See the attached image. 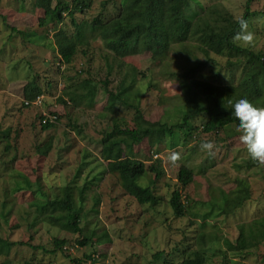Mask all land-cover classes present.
Listing matches in <instances>:
<instances>
[{
	"label": "rangeland",
	"instance_id": "374dc122",
	"mask_svg": "<svg viewBox=\"0 0 264 264\" xmlns=\"http://www.w3.org/2000/svg\"><path fill=\"white\" fill-rule=\"evenodd\" d=\"M103 1L92 0L90 11L85 15L76 14L75 18L90 20L101 10L99 4ZM246 1L190 0L184 14L191 19L208 9L220 8L237 19L243 15ZM107 2L104 15L110 17L114 9L111 1ZM33 3L34 0H0V131H10L8 151L4 150L5 141L0 139V204L4 203L5 212H9L5 217L0 215V239L11 244L7 254H0V264H74L73 259L80 260L81 264H94L85 258L90 254H98L101 259L98 264H164L163 260L178 264L184 255L191 257L198 249L196 237L200 233L212 236V241L207 237L208 243L204 246V264H264V243L242 253L228 249V243L233 244L238 237L240 225L248 226L264 218V163L256 161L255 165H246L251 158L239 140V132L230 128L228 136L224 133L218 136L200 134L184 147L176 148L177 151L161 148L156 155L149 151L146 143L134 146L133 157L145 165L160 160L164 171V177L155 187L162 200L154 208L140 207L124 192L116 175L106 170V163L100 158V140L111 127L104 111L106 96L98 93L93 109L78 108L66 98L64 105L59 103L61 85L57 80L60 75L56 72L57 65L52 64L54 53L48 48L51 36L35 44L22 41L9 29H37L36 22L42 11H33ZM248 11V30L254 34L250 48L264 53V0H252ZM66 22L67 29L72 30L69 21ZM84 46L88 50L86 59H78L74 69L81 67L80 64L86 66L87 58L93 55L89 75L97 83L104 78L102 56L105 51L99 50V42L92 40L84 41L81 47ZM177 49L173 47L162 63L153 62L148 53L120 59L122 66L120 69L114 66L109 89L114 90L124 73L130 79L129 68L134 67L139 75L132 89L142 94L139 106L143 118L149 122L161 120L166 108L171 111L168 115L179 114L180 109L173 111L181 95L172 74L184 72L190 64L180 55H174ZM215 59L224 69L226 57L216 56ZM113 60L108 54V62ZM213 69H204L200 77L226 85V72L220 70L221 79H216ZM142 73L145 78L140 77ZM234 74L237 78L240 70H235ZM34 76H38L37 81L44 90L42 98L36 103L37 108H22L23 89ZM159 100L163 104H159ZM116 111L115 117L126 121L131 128L133 113L121 106ZM39 115H54L59 119L53 128L41 131ZM194 124L200 126L201 122L196 120ZM47 141L51 142V148L42 156L36 147ZM202 141L213 143L210 154L200 149ZM171 152H177L180 159L169 161ZM180 162L194 172L193 181L181 191V196L189 201L190 211L200 216L207 214L203 228L200 216L189 214L176 218L168 204L171 192L178 187L176 176ZM80 164L84 165L76 176ZM17 174L27 178L30 189L15 191L17 183L24 188L23 182L14 179ZM236 178L247 181L250 199L231 215L218 216L216 210H209L214 203L211 199L219 196V190L224 194L233 190ZM148 181L149 175L138 179L137 183L145 186ZM86 182L92 184L84 192L80 204L78 193ZM36 185L43 195L36 192ZM66 185L73 188L75 207H81L80 234L68 233L43 222L32 207V204L54 198V192L60 194L59 189ZM83 237L88 239V244L77 245ZM98 239L102 241L97 245ZM54 240H65L66 250L56 249L52 253ZM156 252H163L162 259L153 262Z\"/></svg>",
	"mask_w": 264,
	"mask_h": 264
},
{
	"label": "trees",
	"instance_id": "16d2710c",
	"mask_svg": "<svg viewBox=\"0 0 264 264\" xmlns=\"http://www.w3.org/2000/svg\"><path fill=\"white\" fill-rule=\"evenodd\" d=\"M108 1L109 3L111 1L110 5L114 9L112 16L104 15L106 9L104 5L108 3L105 0L99 4L101 10L97 15L90 20L82 18L78 21L75 15L87 14L92 7V0H34L33 11H42V16L36 22L37 29L18 30L12 27L9 29L22 41L35 44L51 36L52 40L49 41L48 48L51 49L50 53H54L52 64L57 65L56 72L60 75V80H57V84L61 85L59 103L64 105L66 103L64 98H66L78 108L93 109L98 93L106 96L104 111L105 115L109 116L111 127L108 132L103 133L100 140V158L106 163V170L116 175L124 192L133 197L140 207L154 208L162 200V197L155 192L156 183L164 177L161 161L152 160L149 165H145L142 160L133 157L134 146L146 143L149 151L156 155L161 148L176 150V148L184 147L200 134L218 136L224 133L228 136L230 128L236 129L237 123L227 104L229 99L234 100L245 96L254 105L264 107V53L259 50L254 51L250 47H239L232 42L233 34L238 31V24L237 19L226 10L208 9L203 15L195 14L189 19L184 11L190 0ZM251 2L252 0L246 1L242 15L248 20V27L250 24L248 8ZM66 20L69 21V28L72 30L67 29ZM52 28L53 31H51ZM89 40L99 42L98 49L105 51V55L102 56L104 78L97 83L89 75L93 55L87 58L86 66L80 64L81 67L74 69L78 59H86L88 50L85 47L87 46L82 48L81 44ZM173 47L178 48L174 55H180L179 57L190 64L186 66L184 72L172 74L179 84L181 95L180 103L173 111L180 109V113L168 115L171 111L166 108L161 120L149 122L141 114L139 102L142 94L132 89L136 76L139 75L137 70L130 67V79L128 74L124 73L118 79L114 90L108 87L109 79L114 66L121 68L120 59L148 53L153 62L162 63L161 61L165 62ZM108 54L114 59L111 63L108 62ZM216 56L226 57L224 69L217 64ZM217 65L219 68L213 69ZM207 68L216 70L213 73L216 79H221L220 70L225 71L228 77L227 84H214L202 79L200 74ZM235 70H240L237 78L234 74ZM140 77L143 78L144 74H140ZM37 78L38 76L32 77L25 85L22 108L38 107L31 103L44 92ZM49 85L50 83L47 84ZM158 103L163 104L161 100ZM119 106L133 113L131 128L126 121L115 117L114 114ZM56 117L55 123L39 124L40 130L46 131L53 128L59 119L58 116ZM38 120L41 121V116ZM196 120L201 122L200 126L194 124ZM9 133L8 129L0 131V139L6 143L5 151L10 148ZM50 148V141L36 147L42 156H46ZM250 164L255 165L256 161L250 159L246 165ZM82 166L80 164L76 176L79 175ZM148 175L147 185L141 186L137 183L138 179L142 180ZM193 177V170L180 162L176 176L178 187L171 192L168 201L176 218L189 214L200 216L190 211L189 201H185L186 198L181 196V191L187 188L193 181ZM14 179L24 184L23 188L17 183L16 192L31 186L27 178L20 174H17ZM234 183L235 188L228 194L219 190V196L211 199L214 203L210 204L209 210L213 212L216 210L218 216H228L250 199V187L247 181L236 178ZM91 184L92 182H86V185L80 189L78 193L80 204L83 202L84 192ZM36 187V192L43 195L38 185ZM72 191V186H63L59 189L60 194L54 192V198L40 201L43 203L32 204V207L43 222L56 225L60 230L68 233L80 234L81 207H75ZM95 202L98 204L99 199ZM0 207V215L5 217L9 213L5 212V204L1 203ZM202 215L200 216L201 228L205 226L207 219V214ZM207 237L205 233H200L196 237L198 249L191 257L184 255L178 264H204V246L208 243V238L212 241V236ZM215 240L217 241V238ZM87 241L88 239L83 237L77 245L85 246L88 244ZM101 241L98 239L97 245ZM260 243H264V218L261 221H253L248 226L240 225L238 237L233 244L228 243V249L242 253L255 249ZM65 244V240H54V248L51 252L53 253L56 249L64 251ZM10 246L11 244L0 239V254H7ZM162 255L163 252H156L152 256V261L161 260ZM85 258L94 264L101 261L98 254L86 255ZM163 261L164 264H177L168 260ZM72 262L81 264L78 259H73Z\"/></svg>",
	"mask_w": 264,
	"mask_h": 264
},
{
	"label": "clouds",
	"instance_id": "9594fccd",
	"mask_svg": "<svg viewBox=\"0 0 264 264\" xmlns=\"http://www.w3.org/2000/svg\"><path fill=\"white\" fill-rule=\"evenodd\" d=\"M238 31L232 36V42L239 47H250L254 40V34L248 30V20L243 16L237 18ZM231 109V115L236 118V129L239 132V140L244 145L248 156L258 162L264 163V107H258L245 96L227 101ZM201 150L213 149L211 141H202ZM179 154L171 152L168 159L175 162Z\"/></svg>",
	"mask_w": 264,
	"mask_h": 264
},
{
	"label": "built area",
	"instance_id": "2783aa9c",
	"mask_svg": "<svg viewBox=\"0 0 264 264\" xmlns=\"http://www.w3.org/2000/svg\"><path fill=\"white\" fill-rule=\"evenodd\" d=\"M40 98H42L41 96L40 97H37L34 101H32L31 103L35 106L36 103H38L40 100ZM45 116V117H44ZM44 116H41V123L42 124H47V122L49 123H55L56 121V117L54 115H51V116H48V115H44ZM65 249V248H64Z\"/></svg>",
	"mask_w": 264,
	"mask_h": 264
}]
</instances>
